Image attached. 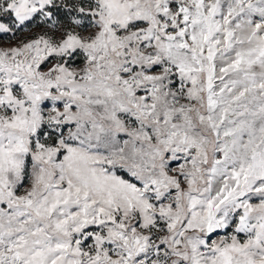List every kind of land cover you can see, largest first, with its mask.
Here are the masks:
<instances>
[{
  "label": "snow or ice",
  "instance_id": "snow-or-ice-1",
  "mask_svg": "<svg viewBox=\"0 0 264 264\" xmlns=\"http://www.w3.org/2000/svg\"><path fill=\"white\" fill-rule=\"evenodd\" d=\"M0 264H264V0H0Z\"/></svg>",
  "mask_w": 264,
  "mask_h": 264
}]
</instances>
